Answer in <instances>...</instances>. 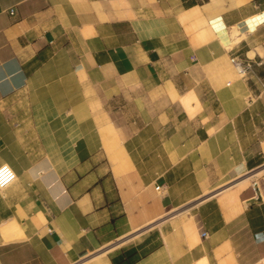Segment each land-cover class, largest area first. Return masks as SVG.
Returning <instances> with one entry per match:
<instances>
[{
  "label": "crops",
  "instance_id": "crops-1",
  "mask_svg": "<svg viewBox=\"0 0 264 264\" xmlns=\"http://www.w3.org/2000/svg\"><path fill=\"white\" fill-rule=\"evenodd\" d=\"M3 164L0 264H264V0H0Z\"/></svg>",
  "mask_w": 264,
  "mask_h": 264
},
{
  "label": "built area",
  "instance_id": "built-area-1",
  "mask_svg": "<svg viewBox=\"0 0 264 264\" xmlns=\"http://www.w3.org/2000/svg\"><path fill=\"white\" fill-rule=\"evenodd\" d=\"M231 62L234 65L235 69L237 70V73L241 77H245L249 74L251 69L253 68V63L249 59H243L238 56H234L231 58ZM16 180V174L12 170V168L7 165L3 164L0 166V188L7 187L11 183H13ZM161 186L158 185L156 189L159 191L161 190Z\"/></svg>",
  "mask_w": 264,
  "mask_h": 264
},
{
  "label": "trees",
  "instance_id": "trees-1",
  "mask_svg": "<svg viewBox=\"0 0 264 264\" xmlns=\"http://www.w3.org/2000/svg\"><path fill=\"white\" fill-rule=\"evenodd\" d=\"M136 254L135 250H129L124 252L122 255H119L117 258L113 259L114 264H132L134 257Z\"/></svg>",
  "mask_w": 264,
  "mask_h": 264
},
{
  "label": "rangeland",
  "instance_id": "rangeland-1",
  "mask_svg": "<svg viewBox=\"0 0 264 264\" xmlns=\"http://www.w3.org/2000/svg\"><path fill=\"white\" fill-rule=\"evenodd\" d=\"M157 222H159V221H157Z\"/></svg>",
  "mask_w": 264,
  "mask_h": 264
},
{
  "label": "bare ground",
  "instance_id": "bare-ground-1",
  "mask_svg": "<svg viewBox=\"0 0 264 264\" xmlns=\"http://www.w3.org/2000/svg\"><path fill=\"white\" fill-rule=\"evenodd\" d=\"M246 27V26H245Z\"/></svg>",
  "mask_w": 264,
  "mask_h": 264
}]
</instances>
